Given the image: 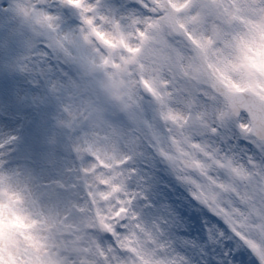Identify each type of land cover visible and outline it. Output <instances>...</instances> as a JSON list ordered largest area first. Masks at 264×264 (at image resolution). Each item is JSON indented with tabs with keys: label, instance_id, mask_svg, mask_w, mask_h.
Here are the masks:
<instances>
[{
	"label": "snow or ice",
	"instance_id": "6c2138e0",
	"mask_svg": "<svg viewBox=\"0 0 264 264\" xmlns=\"http://www.w3.org/2000/svg\"><path fill=\"white\" fill-rule=\"evenodd\" d=\"M262 38L264 0H0V264H264Z\"/></svg>",
	"mask_w": 264,
	"mask_h": 264
},
{
	"label": "clouds",
	"instance_id": "9594fccd",
	"mask_svg": "<svg viewBox=\"0 0 264 264\" xmlns=\"http://www.w3.org/2000/svg\"><path fill=\"white\" fill-rule=\"evenodd\" d=\"M252 54H253L254 57L257 58L258 62H260L261 65L264 66V38L261 39L260 44H259L257 50L254 51ZM14 219L15 218L12 217L9 214V216H8L9 223H11V221L14 220ZM0 227H2V226H0ZM16 227H20V223L19 222H17Z\"/></svg>",
	"mask_w": 264,
	"mask_h": 264
}]
</instances>
